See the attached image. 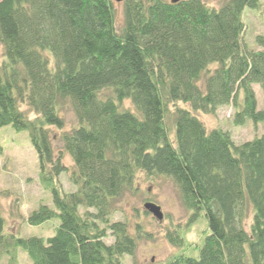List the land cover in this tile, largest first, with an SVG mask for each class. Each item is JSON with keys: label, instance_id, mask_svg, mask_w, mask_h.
Listing matches in <instances>:
<instances>
[{"label": "trees", "instance_id": "obj_1", "mask_svg": "<svg viewBox=\"0 0 264 264\" xmlns=\"http://www.w3.org/2000/svg\"><path fill=\"white\" fill-rule=\"evenodd\" d=\"M121 1L117 23L113 0H0V126L27 131L49 193L27 223L56 221L47 236L20 235L0 216V260L123 264L141 228L113 215L142 171L170 178L189 220L207 222L195 253L166 264H264V133L236 143L195 113L229 104L234 125L264 121L253 88L264 95V32L254 47L243 39L244 8L261 0Z\"/></svg>", "mask_w": 264, "mask_h": 264}, {"label": "rangeland", "instance_id": "obj_2", "mask_svg": "<svg viewBox=\"0 0 264 264\" xmlns=\"http://www.w3.org/2000/svg\"><path fill=\"white\" fill-rule=\"evenodd\" d=\"M114 1L116 22L121 21L122 1ZM210 5H217L221 0H204ZM243 20L245 28L243 39L248 46L254 47V35L264 32V0H261L258 9L244 8ZM2 47L0 45V61ZM257 98V105L264 109V95L258 84H253ZM125 104H129L125 101ZM22 109L32 117L34 113L24 104ZM64 128L75 124V118L70 108L62 110ZM207 129L221 127L230 132L234 142L250 139L264 133V121L253 124L247 120L243 125H234L231 120V105L219 106L214 113L196 111ZM58 130L51 127L54 135L53 146L55 151L61 147L57 139ZM62 161L69 167L72 164L70 156L62 153ZM37 157L31 146L26 130H15L10 125L0 126V216L3 221V231L20 235L40 234L47 236L52 233L55 220H48L39 225L27 223L28 213L39 203H49V193L45 191L37 179ZM65 190L73 188L68 180L67 173L58 178ZM151 201L160 206L163 214L161 219L145 211L144 203ZM118 211L113 218H126L130 229L137 222L141 228L136 248L131 255L123 257V264H166L179 252L195 253V247L201 242L207 228L206 219L198 215L189 220L191 211L183 206L177 188L173 181L165 176H148L138 171L134 180V189L126 192L118 202ZM250 221V216L245 224ZM177 230L180 235V244H174L168 233ZM0 264H9L7 258L0 260ZM14 264H31L28 256L21 250L17 251Z\"/></svg>", "mask_w": 264, "mask_h": 264}, {"label": "water", "instance_id": "obj_3", "mask_svg": "<svg viewBox=\"0 0 264 264\" xmlns=\"http://www.w3.org/2000/svg\"><path fill=\"white\" fill-rule=\"evenodd\" d=\"M116 1H121V0H116ZM144 209L147 210L148 212L152 213L158 219H161L163 216V214L160 210V206L157 205L156 203L151 202V201L144 203Z\"/></svg>", "mask_w": 264, "mask_h": 264}]
</instances>
